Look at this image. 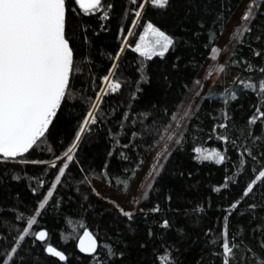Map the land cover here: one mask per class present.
<instances>
[{
  "label": "trees",
  "instance_id": "16d2710c",
  "mask_svg": "<svg viewBox=\"0 0 264 264\" xmlns=\"http://www.w3.org/2000/svg\"><path fill=\"white\" fill-rule=\"evenodd\" d=\"M242 1L171 0L165 10L146 5L133 27L139 8L131 0H104L105 5H111L107 19L102 11L86 15L75 0H67L66 33L80 70L71 78L72 95L62 104L45 141L25 157L42 163H0V223L8 228L7 232L0 228V247H10L12 238L19 233L23 221L15 220L16 216L26 219L34 215L58 174L50 162L63 157L75 142L96 95L105 86L103 77L116 63L114 79L122 84L120 92L104 97L98 123L89 126L79 142L74 163L37 217L34 230H46L48 241L26 238L17 261L64 264L46 255L44 248L50 243L65 252L66 264H96L98 259L101 264H156V253L165 247L172 252L176 264H220L210 242L220 233L229 205L241 196L254 175L250 169L264 167V140L252 143L255 136L264 137L261 124L246 123L261 104L259 96L233 83L237 77L257 79L264 75L259 72L264 67V2L248 27L251 31L244 33L230 53L225 71L211 87L213 98L207 99L209 90L133 219L94 199L93 181L99 180L120 193L130 188ZM148 22L174 38V47L163 59L155 57L148 61L132 51ZM122 47L124 51L120 53ZM255 52L261 55H254ZM117 53L119 60L114 59ZM248 63L253 65L251 72L246 71ZM232 91H236L238 99L225 105L223 99ZM260 110L264 111V106ZM225 111L230 116L231 139L251 147L259 164L245 156L246 167L239 166L237 149L216 138L224 130L214 133L212 129L224 122ZM145 113H150L148 119L144 118ZM241 129L250 130L252 137ZM201 146L227 149L228 160L223 165L198 161L193 149ZM56 162L58 167L62 166L61 161ZM14 176L19 179H13ZM124 180L128 181L126 191L119 183ZM41 181L43 187L39 186ZM217 187L220 192L214 191ZM33 189L38 191L34 194ZM249 204L258 207L252 210ZM156 206L159 212L152 211ZM261 218L264 184L251 197L244 198L232 214L230 233L238 231V240L259 251V233L252 229L264 223ZM69 219L82 223L99 244L110 245L117 255L108 258L104 248L97 257L81 253L78 239L73 237L82 235L84 229L73 232L67 224ZM164 220L170 222L167 229L161 226ZM10 223L16 225L15 230L9 227ZM209 229L211 232L205 235ZM121 252L123 256L119 255Z\"/></svg>",
  "mask_w": 264,
  "mask_h": 264
},
{
  "label": "snow or ice",
  "instance_id": "6c2138e0",
  "mask_svg": "<svg viewBox=\"0 0 264 264\" xmlns=\"http://www.w3.org/2000/svg\"><path fill=\"white\" fill-rule=\"evenodd\" d=\"M170 2L171 0H146V2L131 0V3L138 5L139 8L135 12L136 20L132 22V26H136L146 5L158 10H165L170 6ZM75 3L86 15L102 11L104 19L109 16L108 9L111 8V5H105L104 0H75ZM66 4L67 0H0V163H42L29 161L25 157L45 141L62 104L66 103L72 95L71 78L80 69L74 60V49L67 38ZM251 7L252 5L242 17L243 21L253 18ZM249 31H251L250 28L242 27L236 35L242 36ZM128 34L131 35V31ZM173 47L174 38L153 23L148 22L144 25L143 33L139 36V41L132 51L138 53L143 59L151 61L155 57L163 59ZM123 51L122 47L120 53ZM211 52L212 59L215 60L220 49L213 47ZM254 55L259 56L261 53L255 52ZM114 59L119 60V53ZM117 67V64L113 63L111 70L103 77L105 86L96 95L95 102L91 105L92 110L87 112L86 118L75 135V142L64 152L63 157H56V160L50 162V167L56 169L58 174L55 175L54 183L50 185L46 195L38 203L34 215H30L26 219L23 215L15 217V220L23 221V224L19 233L12 238L10 247L7 249L0 247V264H23L22 259L17 261V256L28 237H33L34 241L41 243L48 241L49 233L46 230H34V226L38 224L37 217L42 215L41 210H44L49 204L57 186L62 183L66 170H69L70 165L74 163L79 142L87 134L89 126L98 123L100 105L104 97L120 92L122 84L118 79H114ZM252 69L253 65L248 63L246 71L251 72ZM217 70L223 73L225 68L220 66ZM259 72L264 74V67L260 68ZM233 83L243 90H248L259 96L261 104L256 107L253 116L246 123L248 126H255L260 122L261 131L264 132V111L260 110V107L264 106V75L257 79H253L251 76L237 77ZM212 98L213 94L210 90L207 99ZM237 99L236 91H232L228 93V98L223 99V103L227 105L230 101ZM143 115L145 119H148L150 113ZM172 119L175 120L176 117H172ZM223 120L224 122L213 126L214 133L217 132V129L224 130L216 138L237 149L239 166L246 167L245 156L251 158L255 164H259L251 147L244 146L243 142L238 144L236 139H231V124L228 122L230 116L227 111L223 113ZM245 131V129H241V132ZM132 135L135 136L136 133H132ZM246 136L252 137V132L246 131ZM167 139L171 141L172 135H169ZM261 140H264V137L257 135L253 138L252 143L255 144L256 141ZM175 143L180 144L181 140L176 139ZM123 147H128V145ZM193 151L196 154L195 158L200 162H214L216 165H223L228 160L227 149L222 151L217 148L209 149L201 146L195 147ZM57 160L62 162V166L58 167ZM160 167L162 168L163 165ZM250 171L254 175L245 184L241 196L229 205L220 233L210 242L216 249L213 254L216 259H219L220 264H264V223L252 229V232L259 233L257 239L259 251L250 245H244L243 240H238L237 237L240 235L238 231L230 233L232 214L238 210L244 198L251 197L264 184V167L258 169L253 166ZM13 179H19V177L14 176ZM228 179L231 180V177ZM119 183L123 184L126 191L128 181L124 180ZM39 186L43 187L42 181L39 182ZM224 187H228V181H225ZM37 191L38 189H33L34 194ZM214 191L220 192L221 189L217 187ZM144 195L147 198V193ZM248 207L255 210L258 205L249 204ZM120 211L129 220L133 219L134 213L122 209ZM152 211L159 212V206L153 208ZM240 214L243 215V213ZM252 219H256V217L253 216ZM261 220L264 221V218ZM67 224L73 232L77 228L84 229L82 235L73 237L78 239V248L81 253L97 257L99 250L104 248L108 258L117 255L110 245L105 247L99 244L93 232L85 228L82 223L76 224L69 219ZM161 226L167 229L171 225L168 220H164ZM9 227L15 230L16 225L10 223ZM0 228H3L5 232L8 231L3 223H0ZM210 232L211 229L207 230L205 235ZM44 251L49 257L57 258L59 262L66 264L68 261L65 252L58 250L50 243L46 244ZM119 255L123 256V253L121 252ZM155 260L156 264H176L175 257L167 247L156 253ZM96 264H101V261L98 259ZM104 264H107V261H104Z\"/></svg>",
  "mask_w": 264,
  "mask_h": 264
},
{
  "label": "rangeland",
  "instance_id": "374dc122",
  "mask_svg": "<svg viewBox=\"0 0 264 264\" xmlns=\"http://www.w3.org/2000/svg\"><path fill=\"white\" fill-rule=\"evenodd\" d=\"M263 2L264 0H243L239 5L215 46V48L220 49L219 55L213 60L212 52L209 54L198 76L177 108L173 116L176 119L170 121L165 132L148 156L144 166L134 178L130 188L125 193H120L107 184L94 180V199L119 211L122 209L123 211L134 213V215L139 211L146 199L144 194L147 193L148 195L165 163L177 147L178 144L175 143V140H181L190 120L221 74L217 69L220 66L225 67L230 53L243 37L244 34L242 36L236 35L237 31L242 27H249L251 25ZM250 5H252L253 18L249 21H243L242 17L250 9ZM169 135L173 137L171 141L167 139ZM160 165H163V167L161 168ZM157 172L159 173L158 175L156 174Z\"/></svg>",
  "mask_w": 264,
  "mask_h": 264
},
{
  "label": "water",
  "instance_id": "95a60500",
  "mask_svg": "<svg viewBox=\"0 0 264 264\" xmlns=\"http://www.w3.org/2000/svg\"><path fill=\"white\" fill-rule=\"evenodd\" d=\"M86 255V254H85Z\"/></svg>",
  "mask_w": 264,
  "mask_h": 264
}]
</instances>
